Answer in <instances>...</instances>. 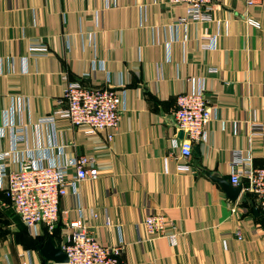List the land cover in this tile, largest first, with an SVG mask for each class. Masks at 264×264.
Returning <instances> with one entry per match:
<instances>
[{
	"label": "crops",
	"instance_id": "crops-1",
	"mask_svg": "<svg viewBox=\"0 0 264 264\" xmlns=\"http://www.w3.org/2000/svg\"><path fill=\"white\" fill-rule=\"evenodd\" d=\"M111 1L115 6L103 9L105 0H0V110L13 96H23L29 106L21 120L34 122L55 108L65 79L102 87L103 72L81 78L92 51L81 48L80 33L86 38L97 31L96 54L104 60L110 87L126 90L127 109L108 144L106 132L85 136L66 121L56 123L66 156H92L99 170L97 181L79 186L90 232L104 245H122L119 264H264V215L256 198L242 188L233 204L202 173L230 182L228 164L237 150L250 151L254 167L264 166V131L249 138L254 118L264 125V0L250 6L245 0H217L212 22L185 28L178 25L182 5ZM204 34L217 35L215 51L200 48ZM37 41L48 45L49 54L22 74L20 59ZM190 77L203 80L217 116L205 141L193 142L191 156L180 160L170 144L177 138L172 113L177 96L190 90ZM7 146L5 139L2 148ZM184 163L189 171L180 169ZM67 202L73 207L72 197ZM2 204L7 201L0 193V264H22L20 253L26 251L32 264L46 262L18 216ZM154 214L168 221L167 233L177 235L174 245L146 233L143 219ZM41 234L48 236L44 228Z\"/></svg>",
	"mask_w": 264,
	"mask_h": 264
},
{
	"label": "built area",
	"instance_id": "built-area-1",
	"mask_svg": "<svg viewBox=\"0 0 264 264\" xmlns=\"http://www.w3.org/2000/svg\"><path fill=\"white\" fill-rule=\"evenodd\" d=\"M164 1L169 6H184L185 15L178 21V25L184 28L189 23L212 22L217 3V0ZM245 1L250 6L262 0ZM114 6L113 1L105 0L103 9ZM97 15L98 12H95V25H98ZM247 23L260 29L257 21L247 19ZM96 34L97 31H92L85 38L80 33L81 48L92 51L89 70L82 73L81 78L89 79L92 72H103L105 80L102 87L90 88L81 81L65 79L55 108L34 122L29 119L24 123L21 120V115L28 112L29 106L23 96H13L9 107L0 110V193L8 201L2 206L12 208L33 238L41 234V228L51 234L60 224L58 243L67 255V264H119L122 251V245L107 246L99 242L86 225L79 186L84 182L97 181L99 170L92 156L81 154L67 157L56 127L57 121L62 120L85 136L106 132L108 144L113 139L120 115L127 109L126 90L110 87V75L105 69L104 60L96 54ZM171 41L165 47L166 62H170ZM65 42L68 49V39ZM182 42L185 43L186 39ZM199 45L207 53L215 51L217 35H202ZM48 54L49 47L45 42L29 43L26 55L20 59L21 73L26 74L29 63ZM10 64L12 67V61ZM216 72V69H208V73ZM187 82L190 90L177 96L172 113L175 124L183 130L182 140L173 138L170 142L172 151L178 153L180 160L191 156L193 142L205 141L206 129L217 116L216 109L208 105L203 80L190 77ZM250 126V139L263 136V124L254 118ZM187 135L189 139H186ZM5 139L8 146L3 149ZM180 169L189 171L190 166L184 163ZM228 171L230 183L237 186L244 181L243 190L256 198L259 210L264 215V166L254 167L251 152L243 154L237 150L228 164ZM68 197L73 198V207L68 206ZM91 217L96 220L97 214L91 211ZM143 225L153 239L162 237L175 244L177 235L167 233L169 224L163 215H148L144 217ZM20 256L24 257L22 264H32L30 251L22 252Z\"/></svg>",
	"mask_w": 264,
	"mask_h": 264
},
{
	"label": "water",
	"instance_id": "water-1",
	"mask_svg": "<svg viewBox=\"0 0 264 264\" xmlns=\"http://www.w3.org/2000/svg\"><path fill=\"white\" fill-rule=\"evenodd\" d=\"M177 138L179 140L183 139V130L180 129L177 125ZM186 139H189V136H186ZM193 152L197 155L198 148L194 147ZM202 173L209 178L213 183L217 184L220 189L225 192L228 200L231 203H235L239 198L243 186L241 184L234 186L229 181L219 176L216 173H209L208 171L203 170ZM253 214L257 215V210H253ZM35 250L38 254L46 261L52 264H67L68 258L66 253L60 248L59 243L52 237L47 238L43 242H40L35 245Z\"/></svg>",
	"mask_w": 264,
	"mask_h": 264
},
{
	"label": "trees",
	"instance_id": "trees-1",
	"mask_svg": "<svg viewBox=\"0 0 264 264\" xmlns=\"http://www.w3.org/2000/svg\"><path fill=\"white\" fill-rule=\"evenodd\" d=\"M7 201V200H6ZM8 202V201H7ZM11 208V207H10ZM12 209V208H11ZM15 214V213H14ZM21 223V222H20ZM22 224V223H21ZM22 227H23V229H24V231H25V233L27 234V237L29 238V240H31L32 241V243H33V247L35 248V245L36 244H38V243H40V242H43L44 240H46L47 238H48V236L49 237H53L57 242H59V240H60V232H61V225L60 224H58V226L55 228V230L53 231V233H51V234H49V233H47L48 234V236L47 235H42V234H40L38 237H36V238H33L29 233H28V231H27V229L25 228V226L22 224Z\"/></svg>",
	"mask_w": 264,
	"mask_h": 264
}]
</instances>
